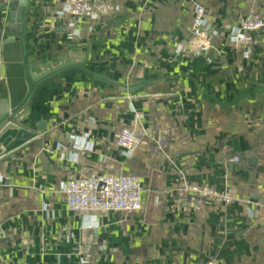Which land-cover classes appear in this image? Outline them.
I'll list each match as a JSON object with an SVG mask.
<instances>
[{
  "label": "crops",
  "instance_id": "crops-1",
  "mask_svg": "<svg viewBox=\"0 0 264 264\" xmlns=\"http://www.w3.org/2000/svg\"><path fill=\"white\" fill-rule=\"evenodd\" d=\"M110 1L112 14L87 19L30 0L19 35L0 0V124L28 104L23 125L0 131V264H264V31L248 48L232 38L264 0ZM158 124L171 139L155 156ZM124 127L149 133L132 157L116 144ZM104 173L139 177L144 208L70 211L66 181ZM183 180L236 200L181 202Z\"/></svg>",
  "mask_w": 264,
  "mask_h": 264
},
{
  "label": "built area",
  "instance_id": "built-area-1",
  "mask_svg": "<svg viewBox=\"0 0 264 264\" xmlns=\"http://www.w3.org/2000/svg\"><path fill=\"white\" fill-rule=\"evenodd\" d=\"M115 11L110 0H66L64 12L73 18L96 19L106 17ZM264 31V15L249 13L242 17L239 26L232 34L233 40L241 47H251L255 34ZM209 25L206 10L200 3H195L190 39L196 44L199 54L207 52L211 45L208 40ZM152 155L166 152L171 139V130L164 125H156L153 130ZM149 133L135 127L122 128L117 136L116 144L127 157H132L145 143ZM86 147H91L86 144ZM239 162V157L234 158ZM2 179H0V184ZM179 201H187L195 206L206 202H219L230 205L236 200L232 187L217 190L209 185L183 180L173 190ZM67 207L77 213L135 212L144 208L145 187L139 177L130 174H99L94 177H73L64 185ZM10 234L0 226V239ZM207 264H219L215 260Z\"/></svg>",
  "mask_w": 264,
  "mask_h": 264
},
{
  "label": "water",
  "instance_id": "water-1",
  "mask_svg": "<svg viewBox=\"0 0 264 264\" xmlns=\"http://www.w3.org/2000/svg\"><path fill=\"white\" fill-rule=\"evenodd\" d=\"M12 23L14 24L15 34L21 35L24 30V19L27 8L30 4V0H12ZM33 93H31L29 100L32 98ZM28 100V101H29ZM27 103L21 106L19 109L10 113L7 118L0 124V131L11 121H15L19 125H23L24 123V115L27 112ZM20 128L21 126H17ZM40 127V125H39ZM29 136H32L31 134ZM2 153V149H0V154ZM256 160H254L255 162Z\"/></svg>",
  "mask_w": 264,
  "mask_h": 264
}]
</instances>
